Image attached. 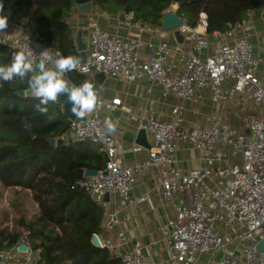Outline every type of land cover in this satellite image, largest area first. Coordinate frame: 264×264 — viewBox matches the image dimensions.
I'll return each instance as SVG.
<instances>
[{"label": "built area", "instance_id": "built-area-1", "mask_svg": "<svg viewBox=\"0 0 264 264\" xmlns=\"http://www.w3.org/2000/svg\"><path fill=\"white\" fill-rule=\"evenodd\" d=\"M177 9L172 3L164 15L176 14ZM179 18L182 24L177 32L183 37L182 43L148 44L150 52L146 55L141 52V38L126 40L92 24L86 60L70 72L83 76L102 74L128 83L141 80L146 83L147 92L159 88L163 96L178 98L179 104L171 108L165 120L153 115L141 120L138 129L147 134L150 147L143 164L129 167L117 159L110 122L100 112L101 108L129 110L118 98L106 102L102 85L95 88L94 109L71 121L63 139L90 142L104 155L105 164L95 176L82 177L76 185L101 206L105 205L106 196L115 195L119 210H127L148 201L147 194H130L136 173L154 169L159 174L160 198L174 210L173 219L160 230L170 264H195L203 255L216 256V264H264V252L257 250L258 243L264 240V113L249 120L247 132H240L235 124H223L216 111L207 116L204 125L187 123L183 118L185 105L195 101L201 91L209 93L215 108L245 93L264 110V80L257 75L264 60L255 55L251 43L237 38L246 21L209 35L204 12L199 13L195 27ZM132 19L133 15L127 14V25L132 24ZM0 45L23 52L33 67L39 63L40 53L46 51L51 57L47 66L55 67L57 57L30 37L0 33ZM177 141L187 142L199 152L198 168L181 172L176 167ZM140 150L133 148L135 152ZM183 194L189 199L179 203L176 197ZM117 213L105 211L104 235H96L100 246L109 249L121 264H142L139 243L128 253L112 247L111 236L119 223ZM117 236L124 240L122 233ZM20 244H24V235ZM33 261L29 251L0 250V264Z\"/></svg>", "mask_w": 264, "mask_h": 264}, {"label": "trees", "instance_id": "trees-1", "mask_svg": "<svg viewBox=\"0 0 264 264\" xmlns=\"http://www.w3.org/2000/svg\"><path fill=\"white\" fill-rule=\"evenodd\" d=\"M172 3L190 27L204 12L209 35L247 21L259 5L258 0H90L93 8L109 16L131 13L133 24L153 29H161ZM0 5V14L24 22L29 37L57 59L80 60L69 26L76 0H0ZM15 53L0 45V66L10 65ZM32 74L0 83V186L29 191L37 206L36 214H27L22 194L14 193L10 205L15 219L11 228L0 227V250H14L24 235L32 264H121L109 249L92 244L91 237L103 233L105 209L76 185L77 169L99 171L105 157L88 141H64L70 121L60 105L49 102L43 106L47 111L40 112L34 95L18 96V91L29 90ZM68 78L74 86L92 83L88 76L72 72Z\"/></svg>", "mask_w": 264, "mask_h": 264}, {"label": "crops", "instance_id": "crops-1", "mask_svg": "<svg viewBox=\"0 0 264 264\" xmlns=\"http://www.w3.org/2000/svg\"><path fill=\"white\" fill-rule=\"evenodd\" d=\"M263 13L264 4L259 3L253 15L238 32L237 38L245 39L251 43L255 55L264 60ZM2 15L7 16L8 26L3 31H0V33L11 32L29 37L24 22L15 20L10 13H4ZM126 16H122L121 14L109 16L96 10L92 6L90 7L89 13H83L80 7L76 5L69 20V26L76 41L80 39L87 48L89 47V34L92 30L93 23H96L100 29L116 34L126 40L141 38L144 45L141 49L143 55L150 52V49L147 47L148 44L156 45L161 41H167L171 46H174L176 43H180L178 41L182 36L177 31L173 33L156 32V29L139 23L127 25ZM141 28H143V31L140 33L139 29ZM38 64L33 67L34 70H37ZM257 75L264 80V61L258 68ZM88 78L91 80L94 89L100 85L104 87L102 98L106 102L118 98L121 100L122 106L129 110V112H124L119 109L106 110L105 108H101L100 110L102 116L110 122L111 131L117 147V159L121 164L129 167L143 164L147 158L150 139L147 134H145V140L137 138L138 126L141 120L149 115L165 120L171 108L179 104L178 98L172 95L163 96L159 88H154L151 92H147L146 83L141 80L128 83L117 78H107L101 74H91ZM66 82L69 86H74L68 77ZM65 95L61 94L58 99L62 100ZM197 95L198 97H196L195 101L188 102L185 105L183 118L187 123L204 125L207 116L214 111L218 114L220 108L221 119L223 121L224 118H228L226 116L228 110L232 108L236 110L240 106L245 105L252 106V99L245 93L235 95L228 104L222 107L217 106L216 108L212 105L208 92L201 91ZM260 106L256 104L254 110H261L258 112L264 113L263 107ZM235 128L241 132L239 129L241 128V124L237 120L235 122ZM136 146L140 147L141 150L138 152L133 151V148ZM175 146L174 157L176 167L181 172H187L200 166V154L189 143L177 141ZM94 147L99 152L98 148L96 146ZM159 183V174L156 170L142 169L134 177L130 194L132 197L147 194L148 201L132 206L127 210H119L118 197L111 195L103 206L106 212L118 211L119 223L115 233L111 236L112 247L120 253H128L136 243H139L142 264H170L160 230L166 227L173 219L174 210L170 204L161 200ZM188 199L189 195L187 194L176 197L179 203H186ZM119 233L123 234L124 240H121L117 236ZM216 261V256L203 255L197 258L195 264H216Z\"/></svg>", "mask_w": 264, "mask_h": 264}, {"label": "clouds", "instance_id": "clouds-1", "mask_svg": "<svg viewBox=\"0 0 264 264\" xmlns=\"http://www.w3.org/2000/svg\"><path fill=\"white\" fill-rule=\"evenodd\" d=\"M2 12L3 6L0 5V13ZM7 26V16L0 14V31ZM50 59L46 51L40 53L37 70H34L32 61L23 52L15 53L10 65L0 66V83L10 82L17 77L24 78L33 73L28 79V86L30 93L39 99V104L36 105L38 111L46 112L47 108L43 106L57 101L61 94L67 95L74 114L83 116L92 111L97 102L93 84L86 81L79 86H69L62 78L65 72L78 68L80 60L74 56H61L55 60V67L52 69L47 66Z\"/></svg>", "mask_w": 264, "mask_h": 264}, {"label": "water", "instance_id": "water-1", "mask_svg": "<svg viewBox=\"0 0 264 264\" xmlns=\"http://www.w3.org/2000/svg\"><path fill=\"white\" fill-rule=\"evenodd\" d=\"M258 2L260 4H262V3L264 4V0H258ZM76 5L80 7V9L82 10L83 13H89L90 12V7H91L90 0H76ZM262 18L264 19V13L262 14ZM181 24H182V19L179 18L176 14H174V13L166 14L163 16L161 30L163 32L177 31V29L180 27ZM182 39L183 38L180 37V40L178 42L181 43ZM76 45H77V51L79 52L80 61L82 63H84L86 60L87 47L81 42L80 39H77ZM63 79L65 81H67V78H63ZM17 94L21 98L31 96L30 90H26V91L21 90V91H18ZM55 103L60 105L62 114L70 122L73 121L74 119H76V117L78 116V115L74 114L73 106L68 102L67 95H65V97L62 100L57 99V101H55ZM220 109H219V112L217 114V119L219 121H221V110ZM145 134L146 133L143 130H139L137 138L138 139L141 138L142 140H145ZM253 137H254L253 134L249 135L250 139H253ZM53 144H54V141L50 140V145L53 146ZM96 173H97V171H95V170L83 171L82 169H77L75 171V177L77 180H80L82 177L95 176ZM104 200H105V202L108 201V196H106ZM91 242L94 246H96L98 248L101 247L99 239L97 238L96 235H93L91 237ZM17 250L19 252L25 253L28 251V248L25 244H20L17 247ZM257 250L260 252H264V240H262L260 243H258Z\"/></svg>", "mask_w": 264, "mask_h": 264}, {"label": "rangeland", "instance_id": "rangeland-1", "mask_svg": "<svg viewBox=\"0 0 264 264\" xmlns=\"http://www.w3.org/2000/svg\"><path fill=\"white\" fill-rule=\"evenodd\" d=\"M174 32V31H173ZM172 32V33H173ZM252 106H240L238 109L227 111L228 118L223 119V124L231 126L237 122L241 124V128H239L242 132H247L248 122L251 117H257L261 115V110H254L256 107L255 102L251 101ZM252 107V108H251ZM261 107V106H260ZM252 111V113H251ZM257 112V113H256ZM238 126V125H237ZM14 193L22 194L23 200V207L26 210L27 214L33 215L37 212V206L31 199V194L28 191H21L20 188H11L5 189L0 186V227L11 228L13 220L15 219V213L11 208L10 202L14 200L16 197ZM21 198V197H20ZM19 200V199H18Z\"/></svg>", "mask_w": 264, "mask_h": 264}]
</instances>
